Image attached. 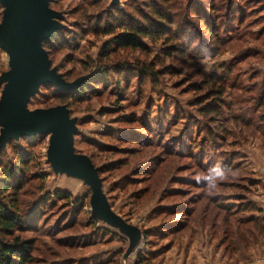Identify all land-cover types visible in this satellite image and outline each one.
<instances>
[{"label": "rangeland", "instance_id": "obj_1", "mask_svg": "<svg viewBox=\"0 0 264 264\" xmlns=\"http://www.w3.org/2000/svg\"><path fill=\"white\" fill-rule=\"evenodd\" d=\"M164 1L50 0L62 15L50 67L67 83L100 84L82 95L81 82L42 84L27 108L67 107L75 151L140 239L123 258L129 239L92 216L89 186L47 162L49 134L20 137L0 150V179L21 155L23 184L2 200L16 198L26 219L14 234L30 244L26 264H264V0ZM128 20L161 37L144 39L145 51L117 48L122 31L103 27ZM198 69L224 84L219 99ZM217 163L232 172L209 194L197 178Z\"/></svg>", "mask_w": 264, "mask_h": 264}, {"label": "water", "instance_id": "obj_2", "mask_svg": "<svg viewBox=\"0 0 264 264\" xmlns=\"http://www.w3.org/2000/svg\"><path fill=\"white\" fill-rule=\"evenodd\" d=\"M50 0H0V49L8 56V70L0 74V150L10 140L49 134L47 162L56 174L80 178L90 188L92 216L117 228L129 239L125 258L138 244L137 227L114 215L105 200L98 168L74 149L76 119L65 105L28 110L27 105L42 84L59 90L76 88L81 79L67 83L50 67L43 42L61 28L62 15L49 7ZM118 0H112L117 3Z\"/></svg>", "mask_w": 264, "mask_h": 264}, {"label": "trees", "instance_id": "obj_3", "mask_svg": "<svg viewBox=\"0 0 264 264\" xmlns=\"http://www.w3.org/2000/svg\"><path fill=\"white\" fill-rule=\"evenodd\" d=\"M161 1L165 2L164 0ZM146 7H153V10H155L154 5H152L150 2ZM157 14H159V12H157ZM158 18L160 19V17ZM129 22L118 21L116 23V26L113 27L112 23L107 21L103 27V33L106 35H114L116 28L122 31L119 34H115L112 39V42L119 49L145 51L146 46L143 42L144 39L154 41L161 37L160 35L155 36L154 29L153 27H151V25L144 27H134L131 25L132 21ZM163 24L164 23L160 21L156 22V26L158 28L162 27ZM161 29L162 31L164 30L163 27ZM59 38L60 37L57 34H54L52 37L43 42V47H45L47 54H49L51 44L57 42ZM198 70V74L201 76L202 81L213 88L212 91L215 92V96L219 99L225 93L224 84L220 82H214L212 80L213 78L208 79L206 76L203 75L201 69ZM99 81L100 79L98 78H96V81H94V78H92L88 83L81 82L82 84L74 91H76L77 94L82 95L84 93L89 92L91 88H95V86L99 85ZM209 112L214 113L216 116H219V112L216 109H211ZM125 139L131 140L133 138L130 139L129 137H125ZM22 140H24V143L27 142V140L25 139ZM136 140H138V138ZM19 157H21V155H19L17 159V162L19 163V165L16 166L17 173L13 170V167L11 169L3 167L1 177L2 179H0V264H26V255L29 253L30 249V244L27 241L14 236L15 232L17 231V228L21 227L22 220L24 222L26 220L23 219V217L18 213V205L16 204V198H9V200H7L6 202H3L2 200V198H4L3 196H6L8 194L16 195L20 190L21 185L23 184L22 176L24 173L25 166L22 159ZM64 196L65 195L61 193H56L54 195L56 199L60 200H63V198H65ZM48 198L49 196H47L45 199ZM32 219H34V217H32ZM93 224L97 223L93 222ZM7 237L10 238V241L4 239Z\"/></svg>", "mask_w": 264, "mask_h": 264}, {"label": "clouds", "instance_id": "obj_4", "mask_svg": "<svg viewBox=\"0 0 264 264\" xmlns=\"http://www.w3.org/2000/svg\"><path fill=\"white\" fill-rule=\"evenodd\" d=\"M232 172L227 166L217 163L215 164L207 174L202 177H198V182L203 181L207 185V191L209 194L214 193L220 182L229 179V174Z\"/></svg>", "mask_w": 264, "mask_h": 264}]
</instances>
